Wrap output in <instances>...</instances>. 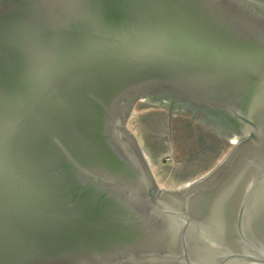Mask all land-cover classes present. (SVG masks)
<instances>
[{
	"label": "water",
	"instance_id": "water-1",
	"mask_svg": "<svg viewBox=\"0 0 264 264\" xmlns=\"http://www.w3.org/2000/svg\"><path fill=\"white\" fill-rule=\"evenodd\" d=\"M264 0H0V264H264ZM147 101L236 141L166 191Z\"/></svg>",
	"mask_w": 264,
	"mask_h": 264
},
{
	"label": "rangeland",
	"instance_id": "rangeland-1",
	"mask_svg": "<svg viewBox=\"0 0 264 264\" xmlns=\"http://www.w3.org/2000/svg\"><path fill=\"white\" fill-rule=\"evenodd\" d=\"M166 117V109L147 101L138 102L127 128L137 139L158 186L171 191L195 183L207 175L224 158L231 145L222 143L215 151L207 150L202 142L198 143V135L194 133V126L188 119L172 123L173 131L169 132ZM179 124H186L188 129L183 136H180V132L174 133V126L178 127ZM202 132L207 134L204 129ZM206 137L210 140L208 134ZM201 149L207 153L200 154Z\"/></svg>",
	"mask_w": 264,
	"mask_h": 264
},
{
	"label": "flooded vegetation",
	"instance_id": "flooded-vegetation-1",
	"mask_svg": "<svg viewBox=\"0 0 264 264\" xmlns=\"http://www.w3.org/2000/svg\"><path fill=\"white\" fill-rule=\"evenodd\" d=\"M162 108L163 109H166L167 126H168V110H167L168 108H165V107H162ZM176 118H179V119H176ZM180 119H184V120L188 119L190 121V124H192L194 126V128H193L194 130L193 131L198 135L197 136L198 143L199 142H202L203 147L204 148L207 147L206 148L207 150L208 149H211L212 151H215V149H218V147L222 143H225L227 145H231L230 140L228 141L225 138L219 136L217 133H215L210 128H208L204 123L198 122V121H193V120H191V118H189L188 116H186V115L178 112L177 110H172V119H171V122H170V126H168L169 132L173 131L171 129L172 123H174V122H176L177 120H180ZM184 122H186V121H184ZM195 126L200 127V129L197 130V127H195ZM202 129H204L207 132L208 137L210 138V140L206 137L207 134L202 132ZM186 131H188V129L186 127V124H179L178 127H175L174 126V133L175 134L177 132H180V136H183L184 135V132H186ZM202 153H207V151L204 150V149H201L200 154H202ZM202 157L203 156H201L200 158H202ZM162 166H167V164H163Z\"/></svg>",
	"mask_w": 264,
	"mask_h": 264
},
{
	"label": "snow or ice",
	"instance_id": "snow-or-ice-1",
	"mask_svg": "<svg viewBox=\"0 0 264 264\" xmlns=\"http://www.w3.org/2000/svg\"><path fill=\"white\" fill-rule=\"evenodd\" d=\"M259 99L264 102V90L261 91ZM236 141H233V143H235Z\"/></svg>",
	"mask_w": 264,
	"mask_h": 264
},
{
	"label": "built area",
	"instance_id": "built-area-1",
	"mask_svg": "<svg viewBox=\"0 0 264 264\" xmlns=\"http://www.w3.org/2000/svg\"><path fill=\"white\" fill-rule=\"evenodd\" d=\"M230 143H231V145H233L234 143H233V141H230Z\"/></svg>",
	"mask_w": 264,
	"mask_h": 264
},
{
	"label": "trees",
	"instance_id": "trees-1",
	"mask_svg": "<svg viewBox=\"0 0 264 264\" xmlns=\"http://www.w3.org/2000/svg\"><path fill=\"white\" fill-rule=\"evenodd\" d=\"M165 120H166V125H167V117H166V119H165ZM194 133H195V132H194ZM195 134H196V133H195Z\"/></svg>",
	"mask_w": 264,
	"mask_h": 264
}]
</instances>
